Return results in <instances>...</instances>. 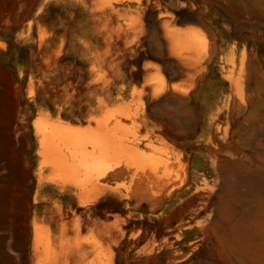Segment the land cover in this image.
Masks as SVG:
<instances>
[{"label":"rangeland","instance_id":"374dc122","mask_svg":"<svg viewBox=\"0 0 264 264\" xmlns=\"http://www.w3.org/2000/svg\"><path fill=\"white\" fill-rule=\"evenodd\" d=\"M263 162L264 0H0V264H264Z\"/></svg>","mask_w":264,"mask_h":264},{"label":"bare ground","instance_id":"6f19581e","mask_svg":"<svg viewBox=\"0 0 264 264\" xmlns=\"http://www.w3.org/2000/svg\"><path fill=\"white\" fill-rule=\"evenodd\" d=\"M263 166H264V162H263ZM148 180V179H147ZM146 180V181H147ZM144 181V180H143ZM143 181H141L140 180V182H141V184L143 183ZM161 181V179H159V180H156V182L157 183H155V187H161V188H165V187H167V186H170L171 187V192L173 193V195L174 196H178V195H180V194H182V193H184L185 192V190H183L182 188H178V187H175L172 183H170V181H165L164 180V183H163V180H162V183L160 182ZM150 183H151V181H150ZM194 184H197V181H196V179H192V180H190V181H188V183H186L185 184V186L187 187V189H189L192 185H194ZM140 185V184H139ZM143 185V184H142ZM144 185H145V182H144ZM143 185V186H144ZM147 185H149V184H147ZM151 186V185H150ZM146 187V186H145ZM144 187V188H145ZM141 188H142V186H141ZM168 189V188H167ZM170 192V191H169ZM168 192V193H169ZM170 194V193H169ZM171 195V194H170ZM111 234H109V236H110ZM109 238V237H108ZM111 239H113L112 238V236H111ZM84 251V250H83ZM83 251L81 250V254H83L84 255V253H83ZM152 251H153V249L152 250H150L147 254H151L152 253Z\"/></svg>","mask_w":264,"mask_h":264},{"label":"crops","instance_id":"0c3cea01","mask_svg":"<svg viewBox=\"0 0 264 264\" xmlns=\"http://www.w3.org/2000/svg\"><path fill=\"white\" fill-rule=\"evenodd\" d=\"M51 189L53 190V191H57V189L55 188V187H53V186H51ZM5 260H6V264H19V261H18V258L17 257H15L14 255H6L5 256ZM31 263H32V261H31ZM30 263V264H31Z\"/></svg>","mask_w":264,"mask_h":264}]
</instances>
